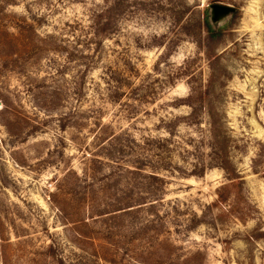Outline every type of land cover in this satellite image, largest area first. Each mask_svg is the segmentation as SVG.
Instances as JSON below:
<instances>
[{
  "label": "rangeland",
  "instance_id": "374dc122",
  "mask_svg": "<svg viewBox=\"0 0 264 264\" xmlns=\"http://www.w3.org/2000/svg\"><path fill=\"white\" fill-rule=\"evenodd\" d=\"M0 264H264V0H0Z\"/></svg>",
  "mask_w": 264,
  "mask_h": 264
},
{
  "label": "water",
  "instance_id": "95a60500",
  "mask_svg": "<svg viewBox=\"0 0 264 264\" xmlns=\"http://www.w3.org/2000/svg\"><path fill=\"white\" fill-rule=\"evenodd\" d=\"M213 19H218L234 12L236 9L230 4L214 3L211 5ZM214 20V21H215Z\"/></svg>",
  "mask_w": 264,
  "mask_h": 264
},
{
  "label": "trees",
  "instance_id": "16d2710c",
  "mask_svg": "<svg viewBox=\"0 0 264 264\" xmlns=\"http://www.w3.org/2000/svg\"><path fill=\"white\" fill-rule=\"evenodd\" d=\"M208 95V93H206V96ZM206 96H204V97H206ZM218 117V115H214V121H213V123H212V126H213V130L215 131V129H217L216 127H217V124H215V123H218V124H220V120H217V118L216 117Z\"/></svg>",
  "mask_w": 264,
  "mask_h": 264
}]
</instances>
